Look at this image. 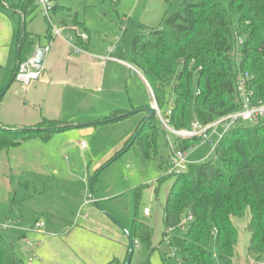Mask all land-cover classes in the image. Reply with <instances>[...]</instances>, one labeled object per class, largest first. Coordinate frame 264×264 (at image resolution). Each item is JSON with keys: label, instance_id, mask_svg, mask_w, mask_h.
<instances>
[{"label": "rangeland", "instance_id": "obj_1", "mask_svg": "<svg viewBox=\"0 0 264 264\" xmlns=\"http://www.w3.org/2000/svg\"><path fill=\"white\" fill-rule=\"evenodd\" d=\"M16 1L18 6L21 0H8V5ZM166 1L53 0L58 10L52 23L62 34L53 37L56 43L44 61L49 74L25 86L11 83L25 20L0 0L1 14L8 18L0 17V125L29 129L49 120L65 130L47 142L33 139L0 152V228L15 244L20 264H125L137 212L153 229L155 252L149 256L136 242L130 264H178L163 238L162 206L174 179L158 184L157 163L143 164L133 148L126 149L153 98L146 79L111 61L130 64L133 40L143 34L140 27L160 28ZM31 12L26 31L47 48L48 21L36 5ZM81 39L89 43L88 52L76 55ZM160 112L166 118L169 108ZM168 135L172 143L175 137ZM193 144L188 172L214 158L209 145ZM140 186L147 188L137 210ZM249 221V215L234 221L237 264H247ZM213 253L216 264H222L217 250Z\"/></svg>", "mask_w": 264, "mask_h": 264}, {"label": "trees", "instance_id": "obj_2", "mask_svg": "<svg viewBox=\"0 0 264 264\" xmlns=\"http://www.w3.org/2000/svg\"><path fill=\"white\" fill-rule=\"evenodd\" d=\"M166 2L160 28L140 27L143 34L133 40L130 64L146 79L159 110L169 108V127L189 131L195 123L208 125L240 111L237 84L246 74L253 103L264 102V0ZM35 5L36 0H21L17 10L26 17ZM57 9L55 6L54 12ZM22 29L11 83L38 45V38L26 32L25 23ZM63 131L56 121L48 120L29 129L0 125V152L33 139L47 142L52 134ZM168 134L154 112L140 122L126 149L133 148L143 164L157 163L161 174L158 184L174 179L162 206L163 238L169 240L168 247L178 264H216L214 250L222 264H237L239 233L234 221L247 215L250 241L246 262L264 263V119L243 123L228 132L212 160L178 177L163 176L170 167L171 148L189 152L198 140L175 138L171 143ZM95 182L96 176L91 188ZM146 188L135 190L137 210ZM152 237V227L140 220L137 212L129 238L145 246L151 256L155 252ZM0 264H20L15 244L6 239L1 228Z\"/></svg>", "mask_w": 264, "mask_h": 264}, {"label": "built area", "instance_id": "obj_3", "mask_svg": "<svg viewBox=\"0 0 264 264\" xmlns=\"http://www.w3.org/2000/svg\"><path fill=\"white\" fill-rule=\"evenodd\" d=\"M36 6L39 9L41 15L50 23V26L53 29L52 36H61L62 32L55 29L51 19V16L55 10L53 0H36ZM81 42H84L83 39H81ZM242 44L243 41L239 40L238 45L242 46ZM50 45L49 47L43 49L45 51V55H47V53L49 52ZM74 50L78 54L84 52L80 45H76ZM43 68V66L40 67L35 65L33 55L27 62L19 66L18 71L16 73V80L25 86H30L33 82L38 81L41 78L44 70ZM249 79L250 77L247 74L238 78L237 89L242 103V109L240 111L222 117L208 125H201L199 123H195L193 124L192 129L189 131H175L169 127V116L171 115V112L169 111L168 116L166 118L162 117L161 112L157 106L154 94L151 90L153 97V105L156 108L157 117L161 121L163 126L166 128V130L171 133L175 138L182 139L183 141H192L197 139L199 143L209 145L211 147V153L214 155L217 145L228 132L243 123L256 122L258 120L264 119V102H259L257 104L253 103L252 93L247 90V84ZM187 154L188 152L177 150L176 148L172 147L170 167L168 171L163 174V176L178 177L179 175L188 172ZM145 214L146 216H149L150 210L147 209L145 211ZM165 241L168 245L169 240L166 239Z\"/></svg>", "mask_w": 264, "mask_h": 264}, {"label": "crops", "instance_id": "obj_4", "mask_svg": "<svg viewBox=\"0 0 264 264\" xmlns=\"http://www.w3.org/2000/svg\"><path fill=\"white\" fill-rule=\"evenodd\" d=\"M2 2H3V4L4 5H6L7 7H12V9H13V7L15 8L14 10H15V14H18V15H22L23 17H24V22L23 23H25V26H26V18H27V16L25 17V15H23L19 10H17V1L15 2V4H13L14 6H10V5H8V0H2ZM15 6H17V7H15ZM55 6H57V5H55ZM36 8H37V6H36ZM58 10V9H57ZM32 11V10H31ZM57 12V11H56ZM56 12H54L53 14H55ZM30 13H32V12H30ZM29 13V14H30ZM0 17H2L4 20H6V22L8 21V18L7 17H5L4 15H2L1 14V9H0ZM84 30H86V31H88L87 30V28L83 25V27H82ZM9 30H10V32H11V28L9 27ZM27 32V31H26ZM29 34V33H28ZM11 35H12V32H11ZM30 35H32V36H34V37H37V36H35L34 34H30ZM38 38V37H37ZM19 39V38H18ZM55 40L56 39H54L53 40V36H51V38H50V41H51V45H50V50H49V52L47 53V55H46V57L48 58V56H50V54H51V52H52V44L55 42ZM54 41V42H53ZM11 42V39H9V42L8 43H10ZM8 43L6 44V45H8ZM56 43V42H55ZM5 45V47H7ZM38 45L41 47V45H40V43H39V40H38ZM55 45V44H54ZM78 45H80L81 47H82V49L84 50V52L83 53H76L75 52V54L76 55H82V54H85V52H88V45H89V43H86V42H81V40H79V43H78ZM9 46V45H8ZM19 48H20V46H19V41L17 40V61H18V51H19ZM3 50H5V48L3 49ZM3 50H1V51H3ZM7 51L9 52V49H7ZM108 52L110 53V51L108 50ZM34 55V54H33ZM46 57H45V62H46ZM5 61V59H1V62H4ZM111 61H114V62H118L119 64H123V66H126L128 69H131V70H134V71H136L138 74H139V76L143 79V80H145V78L141 75V73L138 71V70H136L131 64H124L123 62H121V61H117V60H111ZM44 62V70H43V73H42V76H41V78L42 77H44L45 75H48L49 73L47 72V70H46V68H45V65H46V63ZM16 69H17V65H16ZM15 69V70H16ZM15 70H14V72L12 73L13 74V76H14V74H15ZM40 78V79H41ZM47 78H48V76H47ZM12 80H13V77H12ZM146 81V80H145ZM146 83H147V81H146ZM147 85H148V83H147ZM148 87H149V85H148ZM149 89H150V92H151V88L149 87ZM151 95H152V93H151ZM153 98V97H152ZM153 105V104H152ZM49 121V120H48ZM151 214V213H150ZM145 217L146 218H148V217H150V215L149 216H146V214H145ZM128 251H127V257H128V254H129V250H130V241H129V244H128ZM127 257H126V260H127ZM166 263V262H165Z\"/></svg>", "mask_w": 264, "mask_h": 264}, {"label": "water", "instance_id": "obj_5", "mask_svg": "<svg viewBox=\"0 0 264 264\" xmlns=\"http://www.w3.org/2000/svg\"><path fill=\"white\" fill-rule=\"evenodd\" d=\"M19 53H20V48H19L18 54ZM45 57H46L45 51L43 50L42 47L37 45L35 53H34V63H35V65L42 67L44 65ZM146 112L148 114V117H151L154 114V112H156L155 106L152 105V107L147 108ZM133 246H134V242H133V240L130 239V250H129V254H128V257H127L126 264H130V262H131L133 251H134V247Z\"/></svg>", "mask_w": 264, "mask_h": 264}]
</instances>
